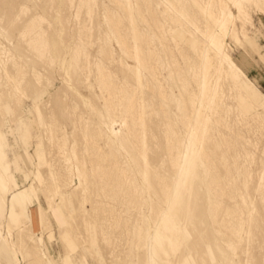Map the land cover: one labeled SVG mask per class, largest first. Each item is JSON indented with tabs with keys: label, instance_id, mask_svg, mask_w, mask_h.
Masks as SVG:
<instances>
[{
	"label": "rangeland",
	"instance_id": "1",
	"mask_svg": "<svg viewBox=\"0 0 264 264\" xmlns=\"http://www.w3.org/2000/svg\"><path fill=\"white\" fill-rule=\"evenodd\" d=\"M263 46L264 0H0V264H264Z\"/></svg>",
	"mask_w": 264,
	"mask_h": 264
},
{
	"label": "bare ground",
	"instance_id": "2",
	"mask_svg": "<svg viewBox=\"0 0 264 264\" xmlns=\"http://www.w3.org/2000/svg\"><path fill=\"white\" fill-rule=\"evenodd\" d=\"M232 1V0H231ZM203 69V68H202ZM202 79V78H201ZM203 81V80H202ZM191 133H193V132H191ZM184 158V157H183ZM183 162V161H182ZM182 166V165H181ZM184 176V175H183ZM2 181V180H1ZM5 187V186H4ZM22 194L23 193H21V194H19V193H17L16 195H14L13 196V201L14 202H17V203H23L24 201L23 200H25L26 199V201H27V199H28V196H26V194H25V196L24 197H26L25 199H23L24 197L22 196ZM24 195V194H23ZM166 212V211H165ZM0 252H1V254L3 255V258L4 259H6L7 260V258H8V250H7V248L5 247V246H0Z\"/></svg>",
	"mask_w": 264,
	"mask_h": 264
},
{
	"label": "crops",
	"instance_id": "3",
	"mask_svg": "<svg viewBox=\"0 0 264 264\" xmlns=\"http://www.w3.org/2000/svg\"><path fill=\"white\" fill-rule=\"evenodd\" d=\"M263 47H264V46H263ZM257 54H258V56H260L261 59L264 58V55H262L263 53L261 54V52H259V53H257Z\"/></svg>",
	"mask_w": 264,
	"mask_h": 264
}]
</instances>
